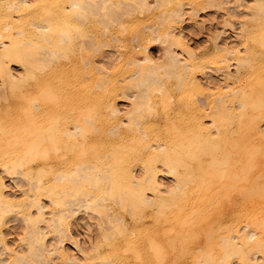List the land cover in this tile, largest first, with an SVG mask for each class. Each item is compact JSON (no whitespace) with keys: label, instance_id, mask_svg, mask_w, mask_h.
Wrapping results in <instances>:
<instances>
[{"label":"bare ground","instance_id":"1","mask_svg":"<svg viewBox=\"0 0 264 264\" xmlns=\"http://www.w3.org/2000/svg\"><path fill=\"white\" fill-rule=\"evenodd\" d=\"M0 264H264V0H0Z\"/></svg>","mask_w":264,"mask_h":264},{"label":"rangeland","instance_id":"2","mask_svg":"<svg viewBox=\"0 0 264 264\" xmlns=\"http://www.w3.org/2000/svg\"><path fill=\"white\" fill-rule=\"evenodd\" d=\"M224 13L225 11L221 10L218 7H208L200 14L199 21L203 22L202 28L190 30L186 34V36L188 35L186 39L191 48H193L197 52H204L211 46V44L213 43V36L222 31ZM240 13H243V10ZM228 32L229 31H227L225 35V37L227 38L229 36ZM230 41H232V39L228 40V42ZM161 48L162 46H160L159 44L152 46L150 54L154 60H158L163 55V51ZM109 51L110 49H103L101 53L103 55V53L105 54ZM99 55H97L96 58L99 57ZM72 229V234L75 233L77 234V236H79L77 238L82 245L83 243L88 244L96 237V232L92 228L88 230L85 227L77 224L76 226L74 225ZM14 237H17V235H12L9 239H12Z\"/></svg>","mask_w":264,"mask_h":264}]
</instances>
